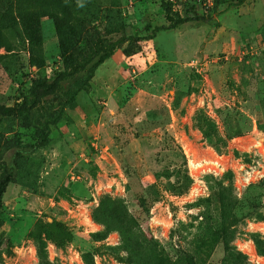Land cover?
<instances>
[{
  "label": "rangeland",
  "instance_id": "rangeland-1",
  "mask_svg": "<svg viewBox=\"0 0 264 264\" xmlns=\"http://www.w3.org/2000/svg\"><path fill=\"white\" fill-rule=\"evenodd\" d=\"M186 2L215 0H0V105L136 38L47 147L39 111L0 117V264H264V0L143 39Z\"/></svg>",
  "mask_w": 264,
  "mask_h": 264
},
{
  "label": "trees",
  "instance_id": "trees-1",
  "mask_svg": "<svg viewBox=\"0 0 264 264\" xmlns=\"http://www.w3.org/2000/svg\"><path fill=\"white\" fill-rule=\"evenodd\" d=\"M248 0H215L208 10L201 14L196 4L186 2L184 13L177 16L171 15L167 10L168 25L148 26L151 34L143 38L151 40L162 31L176 29L188 23L200 25H211L215 23L216 16L226 12L231 7L244 5ZM226 5L225 9H220ZM108 35H99L91 44L83 57L71 68L59 71L50 80L37 82L21 102L14 105H0V117L15 118L23 113L39 111L44 119V130L40 141L35 148L47 147L51 142L53 128L68 118V110L77 107L78 97L82 92L87 91L91 81L99 67L112 58L117 49L121 48L127 41L136 40L133 37L125 36L122 28L107 32ZM111 34H120L121 38L116 40ZM15 174L8 171L0 182V211L4 205V196L8 187L14 182Z\"/></svg>",
  "mask_w": 264,
  "mask_h": 264
}]
</instances>
